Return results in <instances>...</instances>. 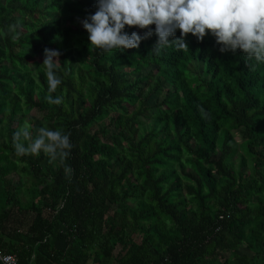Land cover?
Here are the masks:
<instances>
[{
    "label": "trees",
    "instance_id": "trees-1",
    "mask_svg": "<svg viewBox=\"0 0 264 264\" xmlns=\"http://www.w3.org/2000/svg\"><path fill=\"white\" fill-rule=\"evenodd\" d=\"M95 11L0 0V250L17 264H264V64L211 35H187V51L156 54L155 34L90 50L79 21ZM46 47L61 53L60 105L45 100ZM38 116L70 134V178L43 152L16 154Z\"/></svg>",
    "mask_w": 264,
    "mask_h": 264
},
{
    "label": "clouds",
    "instance_id": "clouds-1",
    "mask_svg": "<svg viewBox=\"0 0 264 264\" xmlns=\"http://www.w3.org/2000/svg\"><path fill=\"white\" fill-rule=\"evenodd\" d=\"M79 22L88 33L90 50L124 52L138 48L142 40L155 34L157 40L151 50L156 54L173 46L177 51H187V35L201 42L211 35L221 53L241 50L254 60L255 64L249 65L252 70L264 64V0H96V11ZM126 26H137L144 30L143 35L137 31L129 33ZM20 27L19 20L9 26L13 40L18 39ZM43 51L40 65L47 79L45 100L50 105H60L63 96L54 98L52 94L63 82L58 74L61 53L47 47ZM13 145L17 155L38 156L43 152L50 162L59 161L70 178L72 169L65 161L73 145L70 134L63 129L40 127L33 137L31 126L25 121L13 134Z\"/></svg>",
    "mask_w": 264,
    "mask_h": 264
},
{
    "label": "built area",
    "instance_id": "built-area-1",
    "mask_svg": "<svg viewBox=\"0 0 264 264\" xmlns=\"http://www.w3.org/2000/svg\"><path fill=\"white\" fill-rule=\"evenodd\" d=\"M0 264H17V257L14 253L0 250Z\"/></svg>",
    "mask_w": 264,
    "mask_h": 264
},
{
    "label": "rangeland",
    "instance_id": "rangeland-1",
    "mask_svg": "<svg viewBox=\"0 0 264 264\" xmlns=\"http://www.w3.org/2000/svg\"><path fill=\"white\" fill-rule=\"evenodd\" d=\"M46 1H48V0H46ZM147 90H148V89H147ZM38 118H39V120L37 121V124H39L40 126L43 127L45 123L42 122L40 116H38ZM234 132H235L234 134L236 135V137H238V136H237V132H236V131H234ZM13 172H14V168H13V167H11V168L8 169V174H10V176H13V179L15 180L14 183H16V185L19 187L20 184L17 183V180H16L17 176H16V174L13 173ZM239 250H240L241 252H247V253H248V251H247L244 247L239 248Z\"/></svg>",
    "mask_w": 264,
    "mask_h": 264
}]
</instances>
